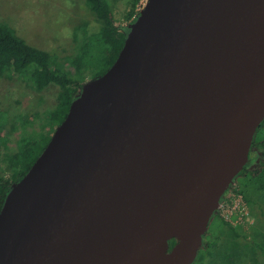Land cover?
Returning a JSON list of instances; mask_svg holds the SVG:
<instances>
[{
    "label": "water",
    "instance_id": "1",
    "mask_svg": "<svg viewBox=\"0 0 264 264\" xmlns=\"http://www.w3.org/2000/svg\"><path fill=\"white\" fill-rule=\"evenodd\" d=\"M263 120L264 0H149L8 192L0 264H193Z\"/></svg>",
    "mask_w": 264,
    "mask_h": 264
},
{
    "label": "rangeland",
    "instance_id": "2",
    "mask_svg": "<svg viewBox=\"0 0 264 264\" xmlns=\"http://www.w3.org/2000/svg\"><path fill=\"white\" fill-rule=\"evenodd\" d=\"M106 1L121 29L148 5L146 0L140 1L130 17L133 0ZM0 20L8 22L28 43L67 60L104 25L84 0H0ZM65 66L75 73L69 61ZM85 80L89 82L91 75ZM59 93L58 86L38 91L18 74L0 70V171L6 177L10 174L8 155L17 153L32 132L45 130V115L57 107ZM46 129L49 133L45 135L52 137L51 127ZM256 167L255 163L249 168ZM259 178L234 179L204 233V244L215 241L213 254H207L202 246L193 264H264V189Z\"/></svg>",
    "mask_w": 264,
    "mask_h": 264
},
{
    "label": "trees",
    "instance_id": "3",
    "mask_svg": "<svg viewBox=\"0 0 264 264\" xmlns=\"http://www.w3.org/2000/svg\"><path fill=\"white\" fill-rule=\"evenodd\" d=\"M141 0H133L130 17ZM87 9L104 22L101 30L91 36L79 47L78 52L70 59L43 50L25 41L16 30L5 21L0 20V70L1 72L18 74L27 79L38 91L52 85L60 88L57 107L45 115L46 126L53 132L66 117L72 101L80 94L86 84V76L91 80L103 75L117 59L125 39L128 27L121 29L116 25L110 6L106 0H84ZM76 70L71 73L65 66L67 62ZM43 131V132H44ZM32 132L21 143L19 151L8 155L10 174L8 177L0 171V210L13 184L22 179L30 167L42 153L51 139L50 134ZM264 120L255 132L250 148V156L239 176L255 175L262 179L260 188L264 189ZM45 135V136H44ZM257 164L256 169L249 167ZM257 170V171H255ZM255 173V174H254ZM231 228V227H230ZM233 229V228H231ZM235 230V229H233ZM176 240L170 242V248ZM215 241L202 245L207 254H213ZM264 254V247H262Z\"/></svg>",
    "mask_w": 264,
    "mask_h": 264
},
{
    "label": "built area",
    "instance_id": "4",
    "mask_svg": "<svg viewBox=\"0 0 264 264\" xmlns=\"http://www.w3.org/2000/svg\"><path fill=\"white\" fill-rule=\"evenodd\" d=\"M149 0H146L145 2H148ZM141 2H143V0H141Z\"/></svg>",
    "mask_w": 264,
    "mask_h": 264
},
{
    "label": "flooded vegetation",
    "instance_id": "5",
    "mask_svg": "<svg viewBox=\"0 0 264 264\" xmlns=\"http://www.w3.org/2000/svg\"><path fill=\"white\" fill-rule=\"evenodd\" d=\"M204 244V243H203Z\"/></svg>",
    "mask_w": 264,
    "mask_h": 264
}]
</instances>
